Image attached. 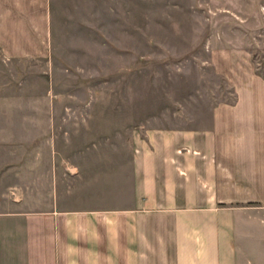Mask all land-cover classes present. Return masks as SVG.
I'll use <instances>...</instances> for the list:
<instances>
[{
	"label": "crops",
	"instance_id": "obj_1",
	"mask_svg": "<svg viewBox=\"0 0 264 264\" xmlns=\"http://www.w3.org/2000/svg\"><path fill=\"white\" fill-rule=\"evenodd\" d=\"M94 9L0 0V264H264V75L239 51L215 52L232 97L192 99L174 123L96 128L99 100L77 97L32 115L31 62ZM68 121L86 125L55 128Z\"/></svg>",
	"mask_w": 264,
	"mask_h": 264
},
{
	"label": "rangeland",
	"instance_id": "obj_2",
	"mask_svg": "<svg viewBox=\"0 0 264 264\" xmlns=\"http://www.w3.org/2000/svg\"><path fill=\"white\" fill-rule=\"evenodd\" d=\"M94 10L92 24L79 26L72 42L58 41L53 57L31 62L32 115L53 108L45 98L77 97L99 100L90 108L108 121H94L96 128L164 125L193 108L192 99L232 97L216 70L228 59L216 51H239L264 75V0H95ZM7 80L0 70V84ZM6 93L0 86V97ZM51 124L32 120V135Z\"/></svg>",
	"mask_w": 264,
	"mask_h": 264
}]
</instances>
